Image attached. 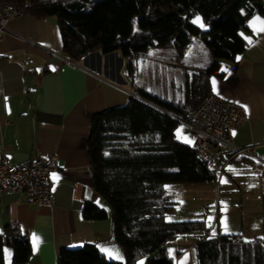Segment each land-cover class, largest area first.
Listing matches in <instances>:
<instances>
[{
    "label": "crops",
    "instance_id": "crops-1",
    "mask_svg": "<svg viewBox=\"0 0 264 264\" xmlns=\"http://www.w3.org/2000/svg\"><path fill=\"white\" fill-rule=\"evenodd\" d=\"M260 21H264L260 13L248 18L247 29L242 30L244 50L234 60L222 61L226 71L221 77L210 78L212 92L245 109V122L229 131L231 142L254 145L256 155L264 154V31H258ZM131 61L137 66L130 72L129 58L118 51L104 54L95 50L72 59L63 52L54 17L25 12L9 19L0 42V151L11 165L49 153L57 157L50 183L52 206L40 205L25 193H0V230L17 224L30 241L31 253L24 264H57L60 249L87 243L94 244L107 259H124L122 248L113 239L110 214L102 219L83 215L87 200L107 208L92 190L87 147L92 117L125 104L130 96L140 98L141 89L183 101L192 67L203 66L183 63L171 49L159 48H149ZM147 75L149 82L153 78L149 86ZM176 137L193 145V134L185 122ZM225 174L229 175L225 183L233 187L230 191L239 194L231 196L233 204L246 198L244 183L253 202H264V163L235 157ZM231 200L224 197L213 232L241 233L246 240L264 237V210L259 204L257 210L245 212L241 202L240 210L232 214L228 211ZM203 212L193 219L208 224ZM202 235L195 231L169 242L166 251L173 263L196 264L194 246ZM4 264H14L9 247L4 248Z\"/></svg>",
    "mask_w": 264,
    "mask_h": 264
},
{
    "label": "trees",
    "instance_id": "trees-1",
    "mask_svg": "<svg viewBox=\"0 0 264 264\" xmlns=\"http://www.w3.org/2000/svg\"><path fill=\"white\" fill-rule=\"evenodd\" d=\"M26 6L36 17H54L63 52L72 59L99 50L132 58L149 48L171 49L182 58L197 39L209 61L193 66L183 101L140 90L119 106L93 115L87 140L92 190L106 207L85 201L83 215L110 214L114 241L124 259H107L91 243L62 248L57 264H174L166 248L181 235L203 232L195 244L196 264H264V237L246 240L241 233L211 232L197 219H171L179 196L175 184L212 183L213 172L194 145L176 137L179 120L211 93L210 78L223 75L222 61H232L245 48L242 30L254 13L264 16L262 0H3ZM150 103L168 111L158 109ZM12 262L28 261L31 246L17 224L0 230V264L4 248Z\"/></svg>",
    "mask_w": 264,
    "mask_h": 264
},
{
    "label": "built area",
    "instance_id": "built-area-1",
    "mask_svg": "<svg viewBox=\"0 0 264 264\" xmlns=\"http://www.w3.org/2000/svg\"><path fill=\"white\" fill-rule=\"evenodd\" d=\"M26 6H16L0 0V42L7 31L10 18L26 12ZM193 134L198 157L203 159L215 176L217 192L228 163L235 157L255 158L264 163V154L256 155L255 146H235L229 131L246 120L244 107L211 92L196 107L190 109L184 119ZM264 146V140L262 142ZM57 168L54 153L38 156L19 165H11L0 151V193H25L40 205L52 206L51 174ZM211 214L207 234L211 233L218 221L219 199L213 206L205 208Z\"/></svg>",
    "mask_w": 264,
    "mask_h": 264
},
{
    "label": "rangeland",
    "instance_id": "rangeland-1",
    "mask_svg": "<svg viewBox=\"0 0 264 264\" xmlns=\"http://www.w3.org/2000/svg\"><path fill=\"white\" fill-rule=\"evenodd\" d=\"M183 63L188 62V63H197L200 65H205L209 61V54L206 50V48L199 42V40L195 39L187 53L182 57ZM136 63L134 62V67ZM172 70V69H171ZM147 72V71H146ZM167 76V75H166ZM146 83L147 86L152 82L153 84V78L151 82L148 80V75L146 76ZM183 127V122L180 121L177 128H176V133L178 134L179 131ZM179 136V135H178ZM181 136V135H180ZM190 137V136H189ZM188 137V138H189ZM178 139V138H177ZM180 140V139H179ZM183 143H186V140H180ZM190 142V141H189ZM229 173V171L227 170ZM243 175V174H242ZM226 176V177H225ZM225 178L223 177L222 180H225L226 178L229 180V175L227 176L225 174ZM245 177V176H244ZM246 178V177H245ZM221 180V181H222ZM243 182V181H242ZM245 184V183H244ZM243 184V196L246 198L240 201V198H238L237 204L232 202L231 199L233 197L231 196H239L237 190H233L232 186L229 185V183H220L219 189L217 192V186L215 182L212 183H194V184H175L173 185L177 190H178V196H179V202L175 207V210L173 214L171 215V219H191L193 218H198V215H202V209L203 213L205 214L206 218L208 221L211 220V214L205 212V208L207 206H213L216 202V199H219V214L220 212V207L222 205L224 197H229L231 201V207L229 208L228 211H230L232 214H234V210H240L241 208V202L242 206H244L245 212H251L254 210V207L257 210V204H259V207L261 208L260 210H264V202L263 200L257 203L256 201H252L248 196V190L246 185ZM245 190V191H244ZM206 205V206H204ZM204 206V207H203ZM230 214L231 216H233ZM248 215V214H246ZM220 218V215H219ZM195 220V219H194ZM146 258H142L138 264H145Z\"/></svg>",
    "mask_w": 264,
    "mask_h": 264
},
{
    "label": "snow or ice",
    "instance_id": "snow-or-ice-1",
    "mask_svg": "<svg viewBox=\"0 0 264 264\" xmlns=\"http://www.w3.org/2000/svg\"><path fill=\"white\" fill-rule=\"evenodd\" d=\"M259 23H260L262 26L258 29V31H264V21H260ZM222 70L226 71V69H222ZM221 182H222V183H225L226 181L222 180ZM33 240H34V246H35V243H36L37 238L34 236V237H33ZM109 255H111V252H109Z\"/></svg>",
    "mask_w": 264,
    "mask_h": 264
},
{
    "label": "water",
    "instance_id": "water-1",
    "mask_svg": "<svg viewBox=\"0 0 264 264\" xmlns=\"http://www.w3.org/2000/svg\"><path fill=\"white\" fill-rule=\"evenodd\" d=\"M150 104L153 105V106H155V107H157L158 109L164 111L165 113L170 114L168 111H166V110H164V109H162V108H160V107H158V106H156V105H154V104H152V103H150Z\"/></svg>",
    "mask_w": 264,
    "mask_h": 264
}]
</instances>
